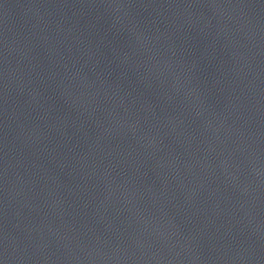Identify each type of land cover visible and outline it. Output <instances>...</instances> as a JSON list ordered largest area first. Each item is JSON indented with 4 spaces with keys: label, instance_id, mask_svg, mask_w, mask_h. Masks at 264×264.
Segmentation results:
<instances>
[{
    "label": "water",
    "instance_id": "obj_1",
    "mask_svg": "<svg viewBox=\"0 0 264 264\" xmlns=\"http://www.w3.org/2000/svg\"><path fill=\"white\" fill-rule=\"evenodd\" d=\"M0 264H264V0H0Z\"/></svg>",
    "mask_w": 264,
    "mask_h": 264
}]
</instances>
